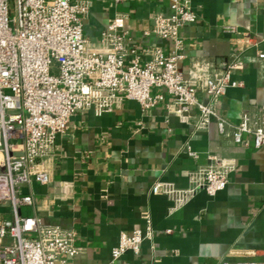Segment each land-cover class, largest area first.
<instances>
[{
  "label": "crops",
  "instance_id": "crops-1",
  "mask_svg": "<svg viewBox=\"0 0 264 264\" xmlns=\"http://www.w3.org/2000/svg\"><path fill=\"white\" fill-rule=\"evenodd\" d=\"M188 1L197 20L180 29L185 57L179 68L188 76L191 64L204 60L221 72L231 54L241 52L245 65L234 78L242 85L229 87L216 102L218 114L237 124L244 112L264 107V0ZM172 12V0H91L84 33L91 48L103 51L102 32L117 13L126 14L124 29L144 62L149 47L172 49L170 40L152 31L157 14ZM198 96L211 101L206 93ZM175 109L169 94L149 111L137 101L117 98L110 112L76 113L67 132L57 136L54 153L38 166L49 172L51 182L25 187L36 205L24 211L48 225L75 230L81 252L72 264L264 261V146L256 148L248 135V146L234 144L215 123L196 130ZM214 160L233 166L227 187L216 195L201 190L171 211V198L153 192L158 181L188 188L191 173ZM145 213L152 237L140 253L128 251L112 261L122 233L146 229ZM8 216L0 209V218Z\"/></svg>",
  "mask_w": 264,
  "mask_h": 264
},
{
  "label": "built area",
  "instance_id": "built-area-1",
  "mask_svg": "<svg viewBox=\"0 0 264 264\" xmlns=\"http://www.w3.org/2000/svg\"><path fill=\"white\" fill-rule=\"evenodd\" d=\"M90 9L91 0H0V208L9 215L0 218V264H72L81 252L75 230L48 225L24 211L36 205L25 187L51 182L49 172L38 166L54 153L57 136L67 132L71 117L80 111L110 112L117 98L137 101L149 111L169 94L177 115L196 130L215 123L219 134H230L234 144L248 146V135L256 148L264 146V107L244 112L233 125L216 109L229 87L242 85L234 78L245 65L241 52L231 54L221 72L204 60L193 62L188 76L180 70L185 57L180 29L197 20L188 0H172L171 14L155 16L152 31L170 40L172 49L149 47L145 52L150 58L144 62L130 43L123 13L102 32L105 49L91 48L84 33ZM199 93L208 94L211 101L203 102ZM232 170V165L214 160L191 173L188 188L158 181L152 190L170 197V210L175 211L201 190L211 196L224 190ZM144 217L145 230L120 235L112 261L128 251L140 253L143 242L152 237L150 216Z\"/></svg>",
  "mask_w": 264,
  "mask_h": 264
},
{
  "label": "rangeland",
  "instance_id": "rangeland-1",
  "mask_svg": "<svg viewBox=\"0 0 264 264\" xmlns=\"http://www.w3.org/2000/svg\"><path fill=\"white\" fill-rule=\"evenodd\" d=\"M10 5H13V2L12 1H10ZM0 209H2V208H0Z\"/></svg>",
  "mask_w": 264,
  "mask_h": 264
}]
</instances>
